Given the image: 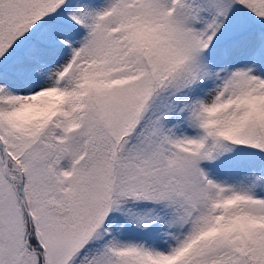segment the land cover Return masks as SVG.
<instances>
[{"label": "snow or ice", "instance_id": "1", "mask_svg": "<svg viewBox=\"0 0 264 264\" xmlns=\"http://www.w3.org/2000/svg\"><path fill=\"white\" fill-rule=\"evenodd\" d=\"M0 264H264V0H0Z\"/></svg>", "mask_w": 264, "mask_h": 264}]
</instances>
